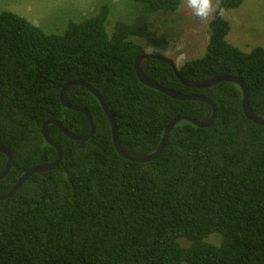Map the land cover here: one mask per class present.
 I'll list each match as a JSON object with an SVG mask.
<instances>
[{"label":"trees","instance_id":"obj_1","mask_svg":"<svg viewBox=\"0 0 264 264\" xmlns=\"http://www.w3.org/2000/svg\"><path fill=\"white\" fill-rule=\"evenodd\" d=\"M133 1L140 11L131 23L109 28L104 4L58 35L0 12V147L13 154L1 195L32 168L55 162L57 150L42 134L45 123L90 133L87 117L61 101L70 82L83 81L101 94L117 119L122 147L132 154L154 153L179 116L211 118L208 103L175 100L141 83L135 71L146 54L136 40L148 34L154 14L173 15L182 0ZM219 1L224 12L210 23L206 55L178 73L189 82L240 79L251 109L264 119V47L244 52L228 42L224 14L244 0ZM143 71L175 93L213 102L215 123H178L156 160L136 163L117 152L98 98L71 87L69 102L91 114L96 134L74 141L49 126L62 161L0 200V264H264V126L245 116L242 89L228 82L189 88L156 59H146ZM7 162L0 153V174Z\"/></svg>","mask_w":264,"mask_h":264},{"label":"rangeland","instance_id":"obj_2","mask_svg":"<svg viewBox=\"0 0 264 264\" xmlns=\"http://www.w3.org/2000/svg\"><path fill=\"white\" fill-rule=\"evenodd\" d=\"M216 0H214V3ZM104 4L110 7L109 28L117 21L131 23L140 11L133 0H0V12L26 18L47 34H63L71 23L96 15ZM220 4V1H219ZM196 18L182 0L173 15L154 14L148 34L136 40L147 55L172 60L177 67L206 55L210 42V23ZM231 25L230 44L244 52L264 47V0H244L241 7L224 14Z\"/></svg>","mask_w":264,"mask_h":264},{"label":"water","instance_id":"obj_3","mask_svg":"<svg viewBox=\"0 0 264 264\" xmlns=\"http://www.w3.org/2000/svg\"><path fill=\"white\" fill-rule=\"evenodd\" d=\"M146 59H156V60H160L166 64H168L169 66H171L173 68V70L175 71L178 79L180 80V82L192 89H197V90H203V89H207L210 88L212 86H215L217 84L220 83H224V82H228V83H234L240 86V88L242 89L243 92V111L245 116L252 122H254L255 124L264 126V119L260 118L259 116H257L253 110L250 107V103H249V90L247 89V87L245 86V84L238 78L236 77H231V76H221V77H215L206 81H201V82H189L184 80L183 78H181V76L178 73V68L175 65V63L172 60H169L165 57L159 56V55H143L139 58H137V60L135 61V71L137 73V76L140 80L141 83H143L144 85L155 89L159 92L164 93L165 95L175 99V100H179V101H202V102H206L208 103L212 109H213V114L211 116V118L207 121L204 122H198L194 119H192L189 116H179L177 118H175L173 121L170 122V124L167 126L166 130H165V134L164 137L160 143V145L158 146V148L156 149V151L152 154H143V155H137V154H132L127 152L121 145L120 140H119V134H118V124H117V119L114 115V113L109 109V107L107 106V104L105 103L103 97L101 96V94H99V92H97L95 89H93L90 85H88L87 83L83 82V81H74V82H70L68 84H66V86L63 88L62 92H61V101L63 103L64 106H66L67 108L74 110V111H78L83 113L88 121H89V125H90V133L87 136H78L75 135L73 133H71L70 131H68L64 125L59 122V121H48L47 123L44 124L43 129H42V134L43 137L46 139V141L48 142V144H50L51 146H53L56 150H57V158L55 160L54 163L49 164V165H42V166H37L35 168H32L31 170H29L20 180L19 182L16 184V186L14 187V189L5 195H1L0 194V200L4 201L7 200L11 197H13V195L21 188V186L28 180L29 177H31L34 174L37 173H45V172H49L51 170H53L54 168H56L62 161V157H63V152H62V148L56 144L53 139L49 136L48 133V128L50 125H55L57 126L68 138L74 140V141H88L90 140L92 137L95 136L96 134V126L95 123L93 121V118L91 116V114L81 108L72 106L71 103L68 100V91L71 87L73 86H82L87 88L90 92H92L100 101L103 110L105 112V114L107 115L110 124H111V130H112V138H113V143L114 146L117 150V152L119 153L120 156H122L124 159L132 161V162H136V163H149L152 162L154 160H156L164 151L166 145H167V141L169 139L170 133L171 131L175 128V126L182 122V121H188L193 123L195 126L199 127V128H207L212 126L216 119H217V108L215 106V104L213 102H211L210 100L201 97V96H189V95H182V94H178L173 92L170 89H167L151 80H149L146 75L144 74L143 71V62ZM0 153H3L7 156L8 158V162L6 165L5 170L3 171L2 174H0V180H2L3 178H5L7 176V174L9 173L11 166H12V162H13V154L12 152L5 148V147H0Z\"/></svg>","mask_w":264,"mask_h":264},{"label":"clouds","instance_id":"obj_4","mask_svg":"<svg viewBox=\"0 0 264 264\" xmlns=\"http://www.w3.org/2000/svg\"><path fill=\"white\" fill-rule=\"evenodd\" d=\"M186 6L192 14L201 21H208L213 13L223 15L224 10L219 6V0H186Z\"/></svg>","mask_w":264,"mask_h":264}]
</instances>
